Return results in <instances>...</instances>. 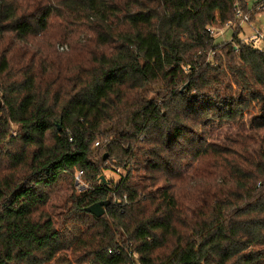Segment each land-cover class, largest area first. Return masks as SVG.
<instances>
[{"label": "trees", "instance_id": "1", "mask_svg": "<svg viewBox=\"0 0 264 264\" xmlns=\"http://www.w3.org/2000/svg\"><path fill=\"white\" fill-rule=\"evenodd\" d=\"M238 10L0 0V264H264V47Z\"/></svg>", "mask_w": 264, "mask_h": 264}, {"label": "rangeland", "instance_id": "2", "mask_svg": "<svg viewBox=\"0 0 264 264\" xmlns=\"http://www.w3.org/2000/svg\"><path fill=\"white\" fill-rule=\"evenodd\" d=\"M259 0H245L246 5L250 12H247L246 15L248 16L246 21H239V29L241 32L239 33V38L242 41H245L247 43H251L255 47L263 48L264 47V3L257 4ZM251 10L255 13L251 14ZM236 24L231 25H225L222 28L214 30V36H215V42L220 43L223 41H230L231 37L233 35V28ZM261 33L263 35V39H256L254 40V36H257V33ZM225 128L235 129L237 127L230 126L229 124H226L224 126ZM118 169V171H117ZM116 173L112 170H106L104 171V174L107 177H111L113 179H118L119 176L117 174H121L122 170L117 168Z\"/></svg>", "mask_w": 264, "mask_h": 264}, {"label": "water", "instance_id": "3", "mask_svg": "<svg viewBox=\"0 0 264 264\" xmlns=\"http://www.w3.org/2000/svg\"><path fill=\"white\" fill-rule=\"evenodd\" d=\"M106 156H104L105 158ZM105 202L99 201L92 204L90 207L87 208L88 212L95 215L96 217H101L105 212Z\"/></svg>", "mask_w": 264, "mask_h": 264}, {"label": "built area", "instance_id": "4", "mask_svg": "<svg viewBox=\"0 0 264 264\" xmlns=\"http://www.w3.org/2000/svg\"><path fill=\"white\" fill-rule=\"evenodd\" d=\"M237 13H238L239 15H242V16H243V18H242V21H243V22L247 20L248 16H247V15H243L242 12H241L240 10H238ZM227 25H231V22L227 23ZM210 32L213 33L214 30L211 29ZM256 39H263V35H262L261 33L258 32V33H257V36H254V40H256ZM117 171H118V169H117ZM77 187H78V188H81L80 183H77Z\"/></svg>", "mask_w": 264, "mask_h": 264}]
</instances>
